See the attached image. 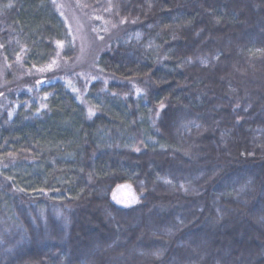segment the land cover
Masks as SVG:
<instances>
[{
  "label": "trees",
  "instance_id": "1",
  "mask_svg": "<svg viewBox=\"0 0 264 264\" xmlns=\"http://www.w3.org/2000/svg\"><path fill=\"white\" fill-rule=\"evenodd\" d=\"M75 1L83 96L55 0H0V264H264V0Z\"/></svg>",
  "mask_w": 264,
  "mask_h": 264
},
{
  "label": "rangeland",
  "instance_id": "2",
  "mask_svg": "<svg viewBox=\"0 0 264 264\" xmlns=\"http://www.w3.org/2000/svg\"><path fill=\"white\" fill-rule=\"evenodd\" d=\"M55 2L65 23L70 44L76 45L77 51L71 59L54 60L45 70L55 71L56 78H64L76 93L83 96L97 81V60L115 35L119 34V30L115 32L110 29L100 33L95 27L93 18L84 12L75 0H55ZM1 76L3 87L10 88L12 82L7 80L4 66L1 68ZM41 79L39 84L47 83L46 80ZM114 200L120 206L130 207L137 203L138 195L131 185L124 184L115 190Z\"/></svg>",
  "mask_w": 264,
  "mask_h": 264
},
{
  "label": "snow or ice",
  "instance_id": "3",
  "mask_svg": "<svg viewBox=\"0 0 264 264\" xmlns=\"http://www.w3.org/2000/svg\"><path fill=\"white\" fill-rule=\"evenodd\" d=\"M92 114L91 110H90V115Z\"/></svg>",
  "mask_w": 264,
  "mask_h": 264
}]
</instances>
